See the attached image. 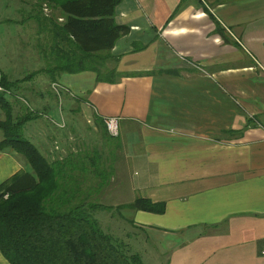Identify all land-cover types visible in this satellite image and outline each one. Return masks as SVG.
<instances>
[{
	"label": "crops",
	"instance_id": "0c3cea01",
	"mask_svg": "<svg viewBox=\"0 0 264 264\" xmlns=\"http://www.w3.org/2000/svg\"><path fill=\"white\" fill-rule=\"evenodd\" d=\"M115 21L129 33L105 66L121 79L96 83L82 72L55 83L45 77L44 91L19 85L26 107L8 100L12 116L32 111L31 103L41 114L23 126V138L30 142L29 124L41 120L37 148L30 143L49 162L62 160L83 136L47 122L117 118V136H108L128 181L104 185L107 203L98 182L63 187L77 192L75 203L89 187L88 199L112 209L138 198L164 204L160 215L122 210L141 231L124 241L141 246L142 264H264V0H122ZM19 173H31L24 159L0 150V185ZM0 264H9L1 253Z\"/></svg>",
	"mask_w": 264,
	"mask_h": 264
},
{
	"label": "trees",
	"instance_id": "16d2710c",
	"mask_svg": "<svg viewBox=\"0 0 264 264\" xmlns=\"http://www.w3.org/2000/svg\"><path fill=\"white\" fill-rule=\"evenodd\" d=\"M38 1L48 4L60 15L59 23L45 18L40 28V33L46 34L45 42L39 45L43 67L14 81L0 71V86L12 93L38 74L55 83L62 74L82 72L94 73L96 83L116 84L122 76L108 70L105 62L112 59L110 51L115 43L129 33L127 26L115 21V8L122 0ZM216 32L225 40L219 27ZM12 95L13 101L20 102L18 95ZM0 111L4 114L0 122L3 134L0 150L12 149L31 170L0 185L3 258L9 264H142L139 254L123 238L101 227L97 215L114 211L118 218L133 226L119 214L122 210L160 215L164 213V204L138 198L112 209L88 199L92 194L89 187L85 188L83 199L78 197L75 203L77 192H65L63 187L80 181L85 184L95 181L102 187L112 181L105 172L101 155L96 151L77 150L65 159L49 162L22 136L23 126L38 119V114L27 111L13 117L12 104L2 93ZM97 126L105 129L101 120Z\"/></svg>",
	"mask_w": 264,
	"mask_h": 264
},
{
	"label": "rangeland",
	"instance_id": "374dc122",
	"mask_svg": "<svg viewBox=\"0 0 264 264\" xmlns=\"http://www.w3.org/2000/svg\"><path fill=\"white\" fill-rule=\"evenodd\" d=\"M45 18L53 19L57 23L60 22L59 13L52 10L50 6L44 2H39L38 0H0V68L6 72L5 75L10 81L20 80L31 73L38 72L43 67L36 53V33L38 34L37 27H42ZM39 34L41 37L40 43L42 44L45 42L46 34ZM44 79L45 76L43 74H38L25 83H27V85L29 84L33 90L39 89L44 91ZM52 85L53 84L48 85L50 91L53 94L57 92L60 93V89H57V92H55ZM12 94L17 96L16 90L12 91ZM10 98L13 99V96H10L8 99L12 101ZM27 100L30 104L28 98ZM20 102L26 107V103H23L21 100ZM30 105L32 112L38 114V118H40L41 114L34 111L37 110L36 107L32 105V103ZM40 121L29 124L31 127L29 140L35 147L36 143L34 140L36 135L33 133V129L37 127L39 123H42ZM53 122L54 123H47L57 129H62L65 133L71 128L77 129V133L83 136L82 142H78V148L81 152L96 151L101 155L102 164L106 169L105 172H107V175L112 179L111 186L117 185V183L120 184L123 180L128 181V173L126 175V170L124 171L123 169L124 164L120 158L121 153H119V147H117L116 141L108 138L109 136L106 128L100 129L97 126V122L88 116L83 118L77 117V121L73 122L71 126H68L70 124H67L64 119L58 122L53 120ZM61 135H63V133ZM105 180L106 178H104V180L101 179V181ZM108 188L109 186H104L101 190L100 202H108V194L106 193ZM110 214H112V216L106 212L97 215L100 225L105 231L111 233L115 237L123 238L124 240H126L125 235H133L135 237L137 236V238L142 237L139 229L138 231L127 222L122 221L116 216L115 212H110ZM119 214L123 217L125 212L121 211ZM135 249L139 252L138 254L143 256V249L141 246H138V248L135 247ZM135 249L133 248V250Z\"/></svg>",
	"mask_w": 264,
	"mask_h": 264
},
{
	"label": "built area",
	"instance_id": "2783aa9c",
	"mask_svg": "<svg viewBox=\"0 0 264 264\" xmlns=\"http://www.w3.org/2000/svg\"><path fill=\"white\" fill-rule=\"evenodd\" d=\"M52 88L55 92H57V89H60V87L56 84H53ZM0 93H2L6 97L7 100L9 99L10 96H13L10 91L4 90L1 86H0ZM56 94L58 95V92ZM18 100H21V99L18 98ZM103 123H104L107 133L112 137H116L117 136V118H106L103 120ZM6 197L7 195H5L3 198L5 199ZM261 255L264 256V244L261 249Z\"/></svg>",
	"mask_w": 264,
	"mask_h": 264
}]
</instances>
